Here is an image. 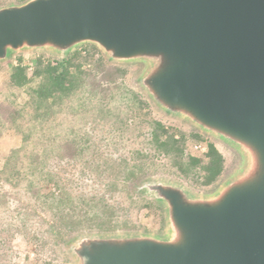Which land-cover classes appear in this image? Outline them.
Wrapping results in <instances>:
<instances>
[{
    "label": "water",
    "instance_id": "1",
    "mask_svg": "<svg viewBox=\"0 0 264 264\" xmlns=\"http://www.w3.org/2000/svg\"><path fill=\"white\" fill-rule=\"evenodd\" d=\"M84 45L137 64L135 87L165 118L234 152L211 194L165 177L139 189L162 235H76L72 264H264V0H28L0 8V64Z\"/></svg>",
    "mask_w": 264,
    "mask_h": 264
},
{
    "label": "rangeland",
    "instance_id": "2",
    "mask_svg": "<svg viewBox=\"0 0 264 264\" xmlns=\"http://www.w3.org/2000/svg\"><path fill=\"white\" fill-rule=\"evenodd\" d=\"M26 1L0 0V8ZM79 50L76 63L84 67L76 89L36 112L29 90L10 82L12 67L20 59L33 73L34 59L65 58L24 52L0 64V264H72L68 251L81 234L162 235V208L138 192L147 178H170L207 195L239 163L214 139L162 116L134 85L140 65L109 63L91 45ZM155 122L174 139L182 136L181 148L157 143L166 135ZM195 145L222 156V173L209 185L205 153Z\"/></svg>",
    "mask_w": 264,
    "mask_h": 264
},
{
    "label": "trees",
    "instance_id": "3",
    "mask_svg": "<svg viewBox=\"0 0 264 264\" xmlns=\"http://www.w3.org/2000/svg\"><path fill=\"white\" fill-rule=\"evenodd\" d=\"M83 50L70 54L67 58L58 61L43 62L41 58L33 60V73L28 72V66L22 65L18 59V65L12 67L10 73V82L20 88L28 89V95L31 103L34 105V111L45 109L50 103L61 101L76 89L81 76L83 75L84 65L77 64L76 61L81 59ZM34 78H39L37 85H31ZM31 104V105H32ZM35 115V114H34ZM36 117L38 115H35ZM159 135H166L163 141L157 139L161 146H181L183 137L178 140L174 139V134H169L160 122L154 123ZM190 138L199 141V136L191 134ZM178 147V148H179ZM181 148V147H180ZM204 158V181L203 184L213 183L222 173V156L214 146L208 145ZM194 162L199 163L195 160Z\"/></svg>",
    "mask_w": 264,
    "mask_h": 264
},
{
    "label": "built area",
    "instance_id": "4",
    "mask_svg": "<svg viewBox=\"0 0 264 264\" xmlns=\"http://www.w3.org/2000/svg\"><path fill=\"white\" fill-rule=\"evenodd\" d=\"M193 150L200 153V154H204L206 151V146L203 147L202 145H195V146H193Z\"/></svg>",
    "mask_w": 264,
    "mask_h": 264
},
{
    "label": "flooded vegetation",
    "instance_id": "5",
    "mask_svg": "<svg viewBox=\"0 0 264 264\" xmlns=\"http://www.w3.org/2000/svg\"><path fill=\"white\" fill-rule=\"evenodd\" d=\"M138 189H139V188H138ZM138 189H137V190H138ZM140 191H141V190H139L138 192L140 193ZM141 192H142V191H141Z\"/></svg>",
    "mask_w": 264,
    "mask_h": 264
}]
</instances>
